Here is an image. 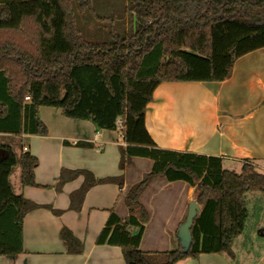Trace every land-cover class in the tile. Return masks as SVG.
Listing matches in <instances>:
<instances>
[{
    "label": "trees",
    "instance_id": "16d2710c",
    "mask_svg": "<svg viewBox=\"0 0 264 264\" xmlns=\"http://www.w3.org/2000/svg\"><path fill=\"white\" fill-rule=\"evenodd\" d=\"M88 0H3L0 10V133L45 136L40 108L61 110L66 119L88 121L98 130L123 123L119 169L131 158L153 162L151 170L129 188L123 221L111 214L97 245L121 249L124 264H153L138 249L149 215L139 198L148 183L163 177L194 189L201 213L193 222L187 252L164 253L159 264H176L200 254L231 257L233 240L243 232L248 212L244 196L264 195V176L243 162L239 174L222 169V159L158 149L145 127L147 104L161 83H221L234 62L264 49V0H126L130 26L110 31L107 41L86 40L77 29L71 4ZM26 99H28L26 101ZM0 160V256L21 253L22 224L39 209L14 196L9 175L20 165L23 187H35L37 161L12 150ZM82 176L70 195L69 210H78L89 188L106 183L123 187V179L98 180L89 172L62 171L57 188ZM58 216L60 212L51 211ZM69 253L81 244L61 232Z\"/></svg>",
    "mask_w": 264,
    "mask_h": 264
},
{
    "label": "crops",
    "instance_id": "0c3cea01",
    "mask_svg": "<svg viewBox=\"0 0 264 264\" xmlns=\"http://www.w3.org/2000/svg\"><path fill=\"white\" fill-rule=\"evenodd\" d=\"M232 67L229 78L221 83L159 84L147 104L145 127L158 149L219 157L222 169L234 174L247 161L264 176V49L246 54ZM38 115L45 136L0 133V160L9 148L17 159L27 153L37 161L35 187L22 186L19 164L15 187L10 173L13 195L42 207L24 217L21 253L0 256V264H124L121 249L96 242L111 214L122 221L129 216L125 194L141 182L153 162L131 158L120 170V150L126 143L117 131L66 119L56 108H40ZM14 139L23 143L18 153L10 144ZM63 170L89 172L98 180L121 177L123 187L92 186L79 209L69 210L70 195L82 187L84 178L76 177L57 188ZM139 201L149 218L138 249L159 264L164 253L179 249L178 228L187 216L188 204L195 202L194 189L182 181L170 183L157 177ZM244 201L248 216L243 232L233 240L231 257L200 254L176 264H264V195L250 192ZM63 230L80 242V254L69 253L61 237Z\"/></svg>",
    "mask_w": 264,
    "mask_h": 264
},
{
    "label": "rangeland",
    "instance_id": "374dc122",
    "mask_svg": "<svg viewBox=\"0 0 264 264\" xmlns=\"http://www.w3.org/2000/svg\"><path fill=\"white\" fill-rule=\"evenodd\" d=\"M0 0V10L2 8ZM126 0H88V5L82 7L80 2L71 4L72 15L77 29L82 37L90 41H107L109 32L124 34L129 29V15L125 12ZM187 96V95H186ZM9 142V141H8ZM14 152L21 149L20 139H14L11 143ZM19 174V165L11 171V182L16 186V177ZM154 261V260H153Z\"/></svg>",
    "mask_w": 264,
    "mask_h": 264
},
{
    "label": "water",
    "instance_id": "95a60500",
    "mask_svg": "<svg viewBox=\"0 0 264 264\" xmlns=\"http://www.w3.org/2000/svg\"><path fill=\"white\" fill-rule=\"evenodd\" d=\"M201 213L199 205L192 201L187 207V216L182 224H180L177 233V239L179 241V246L182 251L187 252L190 250V245L192 242L191 228L196 217Z\"/></svg>",
    "mask_w": 264,
    "mask_h": 264
},
{
    "label": "built area",
    "instance_id": "2783aa9c",
    "mask_svg": "<svg viewBox=\"0 0 264 264\" xmlns=\"http://www.w3.org/2000/svg\"><path fill=\"white\" fill-rule=\"evenodd\" d=\"M28 99H26L27 101ZM115 131H117L118 135H119V139L122 140V131H123V123H121L120 120H117L116 121V128H115ZM27 149H24V152H26Z\"/></svg>",
    "mask_w": 264,
    "mask_h": 264
}]
</instances>
